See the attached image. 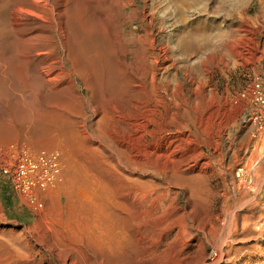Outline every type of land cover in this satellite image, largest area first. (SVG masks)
<instances>
[{
  "label": "rangeland",
  "instance_id": "rangeland-1",
  "mask_svg": "<svg viewBox=\"0 0 264 264\" xmlns=\"http://www.w3.org/2000/svg\"><path fill=\"white\" fill-rule=\"evenodd\" d=\"M71 2L66 29L87 26L100 39L110 78L56 29V53L85 77L28 86L41 77L29 45L16 32L0 36V167L11 149L62 156L60 179L34 203L0 173V262L15 245L34 264H64L51 238L98 229L118 249L103 264H264V133L245 121L246 102L234 103L264 84V0ZM150 48L162 56L151 69L163 100L133 123L126 114ZM131 191L151 199L146 235L143 205H125Z\"/></svg>",
  "mask_w": 264,
  "mask_h": 264
},
{
  "label": "bare ground",
  "instance_id": "bare-ground-1",
  "mask_svg": "<svg viewBox=\"0 0 264 264\" xmlns=\"http://www.w3.org/2000/svg\"><path fill=\"white\" fill-rule=\"evenodd\" d=\"M73 4L71 0H0V36L8 35L11 32L22 35V38L26 40L25 43L29 45L27 59L33 65V70L40 73L41 76L40 79L36 78V82L31 79L28 86L34 87L40 80L54 83L58 81L59 76L64 75L63 77H65L67 74L68 76L72 74L80 78L85 77L76 70L74 62L67 59L68 53L64 55L66 61H64V57L61 58L56 53L58 48L55 36L56 29L60 42L64 41L67 33L70 34L76 45H78L79 53L91 65L94 72L96 74L104 73V75L110 78L106 66L99 63V60L102 58L98 42L100 39L93 37L90 32L86 31L87 26L85 28L82 26L76 28L69 26L70 29H66V16L68 12L73 11ZM120 7L122 11L126 10L128 3H124ZM135 40L141 42L142 38L137 37ZM161 57L153 48H150L142 56L144 65L146 64V76H143L144 73H142L143 75L140 73L142 81H135L134 84L135 92L140 93L141 97L138 100L134 99L130 102L128 107L130 111L126 114L127 119L132 120L131 122L133 123L139 117L153 115L157 107L162 103L163 97L155 84L154 73L151 69V65L155 62V59ZM67 64L72 67V70L67 69ZM142 70L144 72V69ZM138 74L137 72L135 75L138 76ZM83 82H86L84 78ZM83 87L86 88L87 84L84 83ZM143 123V127H146L147 123L145 121ZM126 196V206L131 205L133 207L134 201H139L143 205L140 218L142 220L141 226L143 227L142 234L146 235L153 214L150 197L145 193L137 191H131ZM129 225L130 232L133 233L137 225L135 219L130 220ZM41 232L43 235L47 233V226L42 225ZM37 233L40 234L39 232ZM103 233V231L97 229L91 235L85 236V238L77 235V233L72 235L73 239L70 238L72 240H68L65 236L52 240L54 238L52 237L47 247L58 250L64 264H103L104 258H113L116 250H118L115 246L110 245L109 239ZM38 234L36 235V240L41 242L44 236L41 235L42 237L40 236L41 238H39ZM142 248L144 252L148 251V247ZM28 249L24 247L19 248L15 245L11 246L8 262H0V264H34L33 257L31 254L29 255Z\"/></svg>",
  "mask_w": 264,
  "mask_h": 264
},
{
  "label": "built area",
  "instance_id": "built-area-1",
  "mask_svg": "<svg viewBox=\"0 0 264 264\" xmlns=\"http://www.w3.org/2000/svg\"><path fill=\"white\" fill-rule=\"evenodd\" d=\"M240 100L249 106L245 113V121L253 125L254 135L264 133V84L254 81L247 90L239 94L234 103ZM6 156L9 162L0 167V173L7 176L13 189L31 203L35 202L36 190L45 189L61 177L62 156L59 149L35 153L11 149ZM242 173L240 168L236 175Z\"/></svg>",
  "mask_w": 264,
  "mask_h": 264
}]
</instances>
